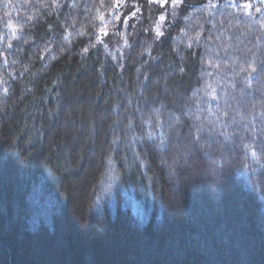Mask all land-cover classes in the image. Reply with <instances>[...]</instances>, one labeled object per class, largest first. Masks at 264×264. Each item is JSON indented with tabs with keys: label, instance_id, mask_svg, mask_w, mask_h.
Segmentation results:
<instances>
[{
	"label": "trees",
	"instance_id": "1",
	"mask_svg": "<svg viewBox=\"0 0 264 264\" xmlns=\"http://www.w3.org/2000/svg\"><path fill=\"white\" fill-rule=\"evenodd\" d=\"M174 11L0 0V264H264V3Z\"/></svg>",
	"mask_w": 264,
	"mask_h": 264
},
{
	"label": "rangeland",
	"instance_id": "2",
	"mask_svg": "<svg viewBox=\"0 0 264 264\" xmlns=\"http://www.w3.org/2000/svg\"><path fill=\"white\" fill-rule=\"evenodd\" d=\"M150 1L159 6V9H160L161 13H162L163 10H167V12H169L171 15H174V12H175L174 10L176 9V7H173V0H150ZM183 1L184 0H181V2H183ZM223 1L228 2V3L233 2V0H223ZM249 1H258V2L261 1L262 3H264V0H249ZM156 13H157V11H156ZM161 16H163V15H161V14L160 15H157L156 19L154 18L153 21H151L152 22V25H151L152 28H151L150 31L154 35V36L152 35V37H153V39H151L152 42H154L156 39H158L157 38V35H156V28L159 27L160 28V31L162 32L163 25L165 23V17H164V20L161 21L160 20V17ZM147 17H151V16H147ZM149 45L152 46L153 44L152 43H149ZM117 50H116V53L118 55H120V53L122 52L121 48H117Z\"/></svg>",
	"mask_w": 264,
	"mask_h": 264
},
{
	"label": "snow or ice",
	"instance_id": "3",
	"mask_svg": "<svg viewBox=\"0 0 264 264\" xmlns=\"http://www.w3.org/2000/svg\"><path fill=\"white\" fill-rule=\"evenodd\" d=\"M180 3H181V0H173V7H178ZM213 6H214V5H213ZM137 10H139V9H137ZM132 15H135V13H133ZM117 19H119V17H117ZM160 20L163 21V20H164V16H161V17H160ZM125 22H126V21H125ZM100 31H101V33H102L103 36H107V35H108V33H107L106 31H104V29H101ZM156 35H157V38H159L160 36H163V32L160 31V28H159V27L156 28ZM100 42H102V40H101ZM10 46H11V45H9V47H10ZM105 47H107V45H105ZM189 47H191V45H189ZM83 51H84L85 53H87L88 49L85 48ZM114 58H115V57H114ZM255 71H256V69L253 68V69H252V72H255ZM214 91H215V90H213V92H214ZM5 92H7V89H5ZM212 98L215 99V96L213 95ZM251 154H252L253 157H256V152H255V151H253Z\"/></svg>",
	"mask_w": 264,
	"mask_h": 264
}]
</instances>
